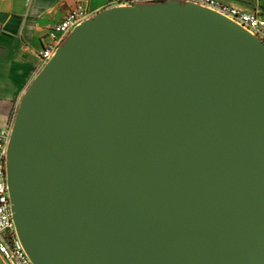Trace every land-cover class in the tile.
<instances>
[{
    "label": "water",
    "instance_id": "1",
    "mask_svg": "<svg viewBox=\"0 0 264 264\" xmlns=\"http://www.w3.org/2000/svg\"><path fill=\"white\" fill-rule=\"evenodd\" d=\"M5 157L33 264H264V41L192 2L99 10L28 84Z\"/></svg>",
    "mask_w": 264,
    "mask_h": 264
},
{
    "label": "crops",
    "instance_id": "2",
    "mask_svg": "<svg viewBox=\"0 0 264 264\" xmlns=\"http://www.w3.org/2000/svg\"><path fill=\"white\" fill-rule=\"evenodd\" d=\"M264 13V0H224ZM78 2L94 13L112 7L109 0H0V125L13 120L19 101L41 69L43 35Z\"/></svg>",
    "mask_w": 264,
    "mask_h": 264
},
{
    "label": "built area",
    "instance_id": "3",
    "mask_svg": "<svg viewBox=\"0 0 264 264\" xmlns=\"http://www.w3.org/2000/svg\"><path fill=\"white\" fill-rule=\"evenodd\" d=\"M151 1L156 0H109V4L113 6L131 5ZM180 1L192 2L217 11L264 41V13L259 9H242L224 0ZM93 14L94 12L86 4L78 2L65 14L61 21L50 26L42 37L45 41L40 51L41 66L53 56L56 48L67 38L72 29ZM11 125L12 121L8 125H0V254L7 264H33L16 234L10 209L5 156L10 139Z\"/></svg>",
    "mask_w": 264,
    "mask_h": 264
},
{
    "label": "rangeland",
    "instance_id": "4",
    "mask_svg": "<svg viewBox=\"0 0 264 264\" xmlns=\"http://www.w3.org/2000/svg\"><path fill=\"white\" fill-rule=\"evenodd\" d=\"M0 264H7L6 260L0 254Z\"/></svg>",
    "mask_w": 264,
    "mask_h": 264
},
{
    "label": "trees",
    "instance_id": "5",
    "mask_svg": "<svg viewBox=\"0 0 264 264\" xmlns=\"http://www.w3.org/2000/svg\"><path fill=\"white\" fill-rule=\"evenodd\" d=\"M156 1H159V0H156ZM151 2H154V1H151Z\"/></svg>",
    "mask_w": 264,
    "mask_h": 264
}]
</instances>
